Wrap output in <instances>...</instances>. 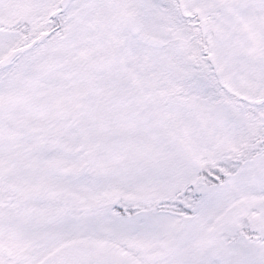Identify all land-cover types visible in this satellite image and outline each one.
Listing matches in <instances>:
<instances>
[{
    "label": "snow or ice",
    "instance_id": "1",
    "mask_svg": "<svg viewBox=\"0 0 264 264\" xmlns=\"http://www.w3.org/2000/svg\"><path fill=\"white\" fill-rule=\"evenodd\" d=\"M0 264H264V0H0Z\"/></svg>",
    "mask_w": 264,
    "mask_h": 264
}]
</instances>
